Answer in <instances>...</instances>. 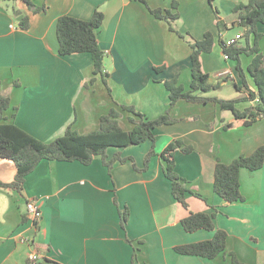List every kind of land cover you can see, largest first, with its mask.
<instances>
[{"label":"crops","instance_id":"obj_1","mask_svg":"<svg viewBox=\"0 0 264 264\" xmlns=\"http://www.w3.org/2000/svg\"><path fill=\"white\" fill-rule=\"evenodd\" d=\"M144 1L151 9L178 13L174 28L180 34L202 40L206 32L212 33V50L200 56L201 68L209 82L211 77H226L222 85L231 81L233 87H240L228 99L255 90L247 71V89L240 85L236 67L224 59L218 44L230 28L238 27L230 25L229 19L233 8L247 0ZM34 4L46 6V11L32 14L21 2L11 8L0 3V93L10 99L7 120L49 143L69 125L80 135L96 131L100 117L111 108L120 111L122 129L130 130L129 114L117 105L132 106L149 120L168 111L179 121L154 130V151L161 153L175 140L192 147L188 154L180 149L174 153V170L190 191L188 210L173 198L159 156L150 159L144 172L130 161L116 162L108 172L100 157L88 166L42 161L25 177L20 192L0 188V264H27L34 249L41 255L39 264H131L132 260L134 264H230L231 253L243 264H264V164L256 171L240 170L242 202L226 204L213 191L217 161L228 164L264 148V117L250 126L224 130L234 118L214 103L179 100L170 108L163 81L176 77L189 90L191 49L139 0H34ZM16 10L28 18L27 30L18 26ZM94 11L104 16L96 35L110 93L102 75L90 82L89 54H58L57 19L70 16L87 21ZM218 19L226 21L221 31ZM257 32L262 35L259 49L264 54V25L258 24ZM250 61V57L246 63L241 59L243 71ZM247 103L236 106L244 110L252 105ZM150 147L146 141L122 149L121 155L132 157L141 168ZM115 150L108 149V157ZM15 173L12 161L0 159V182H11ZM29 201H35L41 212L37 227L26 211ZM213 208L218 210L216 228L227 233L225 253L214 260L176 254L175 246L212 238L213 233L205 230L186 233L180 221L189 211L211 214ZM124 209L128 211L125 230L120 226Z\"/></svg>","mask_w":264,"mask_h":264},{"label":"trees","instance_id":"obj_2","mask_svg":"<svg viewBox=\"0 0 264 264\" xmlns=\"http://www.w3.org/2000/svg\"><path fill=\"white\" fill-rule=\"evenodd\" d=\"M2 1L21 2L32 14L46 11V6L38 7L34 4V0ZM139 1L146 5L148 11L156 19L164 20L168 24L170 31L175 32L191 49V83L189 90H184L178 84L176 77L163 81L168 91L170 108L179 100H184L188 103H214L222 111H229L234 118L232 123L223 126L224 130H230L239 126H250L264 117V54L259 49L262 35L257 32V25H264V0H247L246 4H239L233 8L229 19L230 25H237L243 30L241 33L242 38L238 43L227 45L221 38L218 40L222 53L230 60L237 62L236 70L238 76L242 79V87L246 89L245 73L240 64V57L247 56L251 58L246 71L252 79L255 90H247L246 95L227 100L207 95L211 91H216L220 88V83L211 84L209 82V75L202 71L200 62V56L203 53H210L212 50V33L206 32L202 40H195L188 33L180 34L174 28V23L179 19L178 13L172 14L170 11L164 12L160 9H151L144 0ZM173 8H177L176 3L173 4ZM13 15L17 18L21 16V13L16 10L13 12ZM103 18V14L99 11H94L91 18L87 21L70 16H61L56 22V36L58 54L60 56L80 53L90 55L94 76L97 74L104 76L103 84L110 93L105 80L106 74L103 73L104 52L99 47L96 35L97 30L102 25ZM224 21L217 20L216 25L219 31L225 28L226 21ZM18 26L22 30H27L29 27L28 18L23 16L18 22ZM242 39L245 40L244 44L242 43ZM157 70L161 71L160 68ZM93 79L91 82H93ZM219 80L227 81L228 78L221 77ZM234 88L236 91H240V87L235 84ZM242 102H251L252 105L244 110H239L236 105ZM117 107L129 114L127 119L131 124L130 130L125 131L122 129L119 123L120 111L116 108H111L107 114L100 117L99 127L96 131L80 135L69 125L62 136L49 143H44L7 120L5 112L10 108V99L7 94L0 93V159L12 161L16 168L13 180L9 183L0 182V188L20 192L25 177L32 173L42 161L79 162L82 165L88 166L95 157H100L102 164L107 168L108 172H110L114 163H126L128 161L133 164L137 171L144 172L149 167L150 159L153 156H159L163 165V174L170 182L173 198L182 209L188 210L186 195L190 191L184 186L185 181L174 170V153L180 149L182 153L188 154L193 150L192 147L184 145L180 140H175L168 144L161 153L156 154L154 151V130L162 125L177 123L179 120L171 118L168 111L154 120H149L132 106L117 105ZM146 141L151 142V147L144 157L141 168L135 166L132 157H122V149L138 146ZM110 148H115L116 150L111 157H108V149ZM263 164V147L256 148L247 156L241 155L228 164L217 161L213 171L214 193L226 204L238 201L242 202L243 198L239 191L240 170L256 171ZM194 195L204 200L199 194L195 193ZM213 209L214 211L211 214L189 211L188 215L180 221L186 233L205 230L212 232L213 236L209 240L175 246L173 250L176 254L214 260L218 255L225 253L227 233L222 229L216 228L214 222L218 210ZM127 218L128 211L124 209L120 213V226L123 230H125ZM34 226L37 227V223H34ZM124 240L130 243L128 238ZM30 245L33 247V240L30 241ZM33 251L36 252L35 249ZM133 256H135V252ZM229 256L230 264H243L233 253L229 254ZM27 264H30L28 260ZM131 264H134L133 260Z\"/></svg>","mask_w":264,"mask_h":264},{"label":"rangeland","instance_id":"obj_3","mask_svg":"<svg viewBox=\"0 0 264 264\" xmlns=\"http://www.w3.org/2000/svg\"><path fill=\"white\" fill-rule=\"evenodd\" d=\"M0 3L1 4H4L5 5V7L7 6V7H12V5L15 3V2H12V1H2V0H0ZM243 30H242V28L241 27H235V28H230L229 30H228V34H225V42H227L231 37H234L235 36V34L236 33H241ZM250 42H252L251 40H250ZM186 43V42H185ZM242 43L244 44L245 43V40L244 39H242ZM187 44V43H186ZM188 45V44H187ZM241 59L243 60V62L244 63H246V61H247V56H241L240 57V61H241ZM229 65L230 66H234V67H236V65H237V62L236 61H233V60H229ZM246 69L247 68H245V77H246V80L247 81H249L250 82V80H249V78H248V75H247V73H246ZM238 77V76H237ZM94 78V74H93V72H92V78H91V80ZM104 78V76L102 77V79ZM238 79H240L239 77H238ZM91 80H90V82H91ZM93 81H94V79H93ZM216 81H218L219 83H220V88H219V90H216V91H211L210 93H208L207 95L209 96V97H217L218 95L220 96V97H222L223 99H228V98H230L231 97V95H233L235 92H236V90L234 89V87H233V84L231 83V81H228L227 83H225L224 85H222L221 84V81L220 80H218L217 78H214V77H211V79H210V82L211 83H216ZM240 81H241V83H240V85L242 84V79H240ZM249 103H247V102H242V103H239L238 105L239 106H242V105H248ZM225 114H227L228 116H231V113L229 112V111H225Z\"/></svg>","mask_w":264,"mask_h":264},{"label":"built area","instance_id":"obj_4","mask_svg":"<svg viewBox=\"0 0 264 264\" xmlns=\"http://www.w3.org/2000/svg\"><path fill=\"white\" fill-rule=\"evenodd\" d=\"M242 38V34H237L236 36H234L233 38H230L226 44L227 45H234L236 43H238ZM224 59L227 60L228 57L226 55H224ZM26 211L27 213H29V215L31 216V219L34 223H37L40 221L41 219V212L37 206V203L35 201H29L26 203ZM41 255L37 252H30L28 255L27 260L30 262V264H39V262L41 261Z\"/></svg>","mask_w":264,"mask_h":264},{"label":"water","instance_id":"obj_5","mask_svg":"<svg viewBox=\"0 0 264 264\" xmlns=\"http://www.w3.org/2000/svg\"><path fill=\"white\" fill-rule=\"evenodd\" d=\"M22 19V17L21 16H19L18 18H17V21H20Z\"/></svg>","mask_w":264,"mask_h":264}]
</instances>
